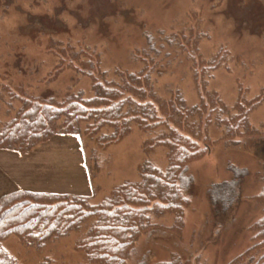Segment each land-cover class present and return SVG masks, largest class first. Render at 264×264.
Instances as JSON below:
<instances>
[{"label": "rangeland", "instance_id": "1", "mask_svg": "<svg viewBox=\"0 0 264 264\" xmlns=\"http://www.w3.org/2000/svg\"><path fill=\"white\" fill-rule=\"evenodd\" d=\"M142 71L161 101L180 96L192 108L216 95L225 117L242 102L259 133L219 140L225 125L213 121L208 152L187 168L192 183L184 190L181 231H170L175 213L152 215L127 264H264V241L250 229L264 217V0H0V124L27 98L90 97L96 78L122 82V72ZM129 124L117 141L99 140L116 131L104 126L95 134L56 135L30 152L39 151L41 174L62 177L51 190L79 187L67 194L101 204L120 186L139 183L144 166L168 169V149L154 145L166 127ZM71 174L77 185L67 182ZM222 182L234 188L226 208L208 192ZM93 221L40 244L12 235L2 247L20 264H88L80 245Z\"/></svg>", "mask_w": 264, "mask_h": 264}, {"label": "trees", "instance_id": "2", "mask_svg": "<svg viewBox=\"0 0 264 264\" xmlns=\"http://www.w3.org/2000/svg\"><path fill=\"white\" fill-rule=\"evenodd\" d=\"M120 75L122 82L96 78L90 97L81 91L62 99L27 98L14 118L0 124V149L28 153L56 135L95 134L104 126L116 130L99 139L109 143L122 138L130 129V121L135 119L144 129L166 127L154 139V145L168 149L167 171L144 166L139 183L120 186L101 204H92L88 196L67 193L17 190L2 195L0 264H20L2 247V242L12 235L40 244L67 236L91 219L95 221L90 236L80 245L87 252L88 264H127L135 240L148 230L152 215L175 213L170 231H181L186 204L184 190L192 183L187 168L208 152L207 144L211 141L208 130L213 121L225 125V134L219 140L228 142L259 133L248 124L242 102L235 106L236 114L225 117L227 109L216 95H209L200 105L188 108L180 96L161 101L152 90L147 71ZM208 192L216 206L222 203L226 208L234 188L231 182H222ZM259 199L264 203V192ZM250 229L258 231L255 237L264 241V217ZM255 245L259 243L239 258L248 255Z\"/></svg>", "mask_w": 264, "mask_h": 264}, {"label": "crops", "instance_id": "3", "mask_svg": "<svg viewBox=\"0 0 264 264\" xmlns=\"http://www.w3.org/2000/svg\"><path fill=\"white\" fill-rule=\"evenodd\" d=\"M44 147H46L45 143ZM51 154L55 155L56 153L52 152ZM41 159L42 157L37 149L30 153H18L7 149H0V198L2 195L16 190H27L40 193H79V187L71 190V186L68 188L63 186L64 189L60 191L51 190V185L61 176L56 172H52V176L51 174L47 175L45 172L41 174V172L37 170L38 166H36L41 163L39 162ZM34 165L36 167H34ZM82 167L85 172L84 166ZM79 169L80 168H78V170ZM77 178L78 176L76 174H71L68 178L70 180L67 182L73 181L72 184L77 185L78 181H74ZM60 180H62V177Z\"/></svg>", "mask_w": 264, "mask_h": 264}]
</instances>
